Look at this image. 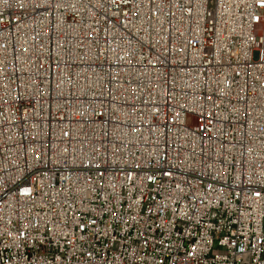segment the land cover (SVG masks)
Here are the masks:
<instances>
[{"label":"built area","instance_id":"built-area-1","mask_svg":"<svg viewBox=\"0 0 264 264\" xmlns=\"http://www.w3.org/2000/svg\"><path fill=\"white\" fill-rule=\"evenodd\" d=\"M0 264H264V0H0Z\"/></svg>","mask_w":264,"mask_h":264}]
</instances>
